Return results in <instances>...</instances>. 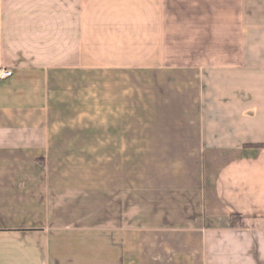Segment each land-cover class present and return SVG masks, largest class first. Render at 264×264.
<instances>
[{
  "label": "crops",
  "instance_id": "crops-1",
  "mask_svg": "<svg viewBox=\"0 0 264 264\" xmlns=\"http://www.w3.org/2000/svg\"><path fill=\"white\" fill-rule=\"evenodd\" d=\"M0 264H264V0H0Z\"/></svg>",
  "mask_w": 264,
  "mask_h": 264
},
{
  "label": "built area",
  "instance_id": "built-area-1",
  "mask_svg": "<svg viewBox=\"0 0 264 264\" xmlns=\"http://www.w3.org/2000/svg\"><path fill=\"white\" fill-rule=\"evenodd\" d=\"M12 76H13L12 70L8 68L0 67V81L7 80L11 78Z\"/></svg>",
  "mask_w": 264,
  "mask_h": 264
},
{
  "label": "trees",
  "instance_id": "trees-1",
  "mask_svg": "<svg viewBox=\"0 0 264 264\" xmlns=\"http://www.w3.org/2000/svg\"><path fill=\"white\" fill-rule=\"evenodd\" d=\"M256 147H259V148H261V147H264L263 145H261V146H256Z\"/></svg>",
  "mask_w": 264,
  "mask_h": 264
}]
</instances>
